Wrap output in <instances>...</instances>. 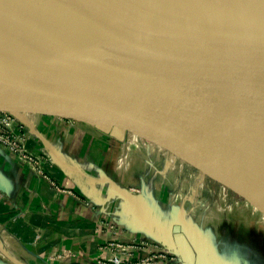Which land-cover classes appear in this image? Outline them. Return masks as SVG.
Segmentation results:
<instances>
[{
  "label": "crops",
  "instance_id": "0c3cea01",
  "mask_svg": "<svg viewBox=\"0 0 264 264\" xmlns=\"http://www.w3.org/2000/svg\"><path fill=\"white\" fill-rule=\"evenodd\" d=\"M48 94L71 110L84 104ZM116 106L139 108L130 100H118ZM160 118L148 123L141 116L129 118L120 125L126 133L86 121L31 118L33 127L25 124L27 128L15 134L28 154L42 159L48 180L0 144V237L12 256L1 245L7 255L0 254L11 264H105L104 258L116 252L104 254L101 246L116 242L138 246L135 256H154L153 264H183L172 241L173 220L178 216L205 264H264V229L253 217H237L230 236L211 246L205 236L213 215L209 200L195 201L202 210L201 237L193 234L178 202H169L165 162L156 148L167 153L170 180L175 181L188 163L198 175V197L206 183L226 187L224 194L230 190L244 199L264 225V207L246 196L232 163L223 168L226 155L210 136L190 119ZM178 140L183 146L175 147ZM148 143L155 148L143 146ZM58 254L63 257L57 258Z\"/></svg>",
  "mask_w": 264,
  "mask_h": 264
},
{
  "label": "water",
  "instance_id": "95a60500",
  "mask_svg": "<svg viewBox=\"0 0 264 264\" xmlns=\"http://www.w3.org/2000/svg\"><path fill=\"white\" fill-rule=\"evenodd\" d=\"M230 85L259 90L248 104H264V0H0V115L126 133L114 118L162 110L118 100ZM49 92L84 104L71 110ZM172 241L183 264H205L178 216Z\"/></svg>",
  "mask_w": 264,
  "mask_h": 264
},
{
  "label": "bare ground",
  "instance_id": "6f19581e",
  "mask_svg": "<svg viewBox=\"0 0 264 264\" xmlns=\"http://www.w3.org/2000/svg\"><path fill=\"white\" fill-rule=\"evenodd\" d=\"M208 80L201 81L210 83ZM261 97L260 91L251 86L230 85L207 95H152L130 101L139 106L138 109L162 110L158 114L137 115L142 117L144 123L161 119L162 115H173L197 124L217 142L264 197V104H248L250 100ZM133 117H116L114 120L121 125V122L128 123V119ZM178 144L182 145L180 140L175 147ZM182 150L185 153L184 147ZM0 245L8 250L1 237ZM3 250L0 251L5 254ZM8 253L12 256L9 250Z\"/></svg>",
  "mask_w": 264,
  "mask_h": 264
},
{
  "label": "rangeland",
  "instance_id": "374dc122",
  "mask_svg": "<svg viewBox=\"0 0 264 264\" xmlns=\"http://www.w3.org/2000/svg\"><path fill=\"white\" fill-rule=\"evenodd\" d=\"M25 124L28 125L27 120H22L21 122L18 121L15 125V130L19 131L21 129H26L27 127ZM14 136H16V134H14ZM212 141L217 145L219 149L222 150V148L217 144L214 139H212ZM143 146L150 149L155 148L150 143L143 144ZM156 150L159 153L160 159L162 158L163 162H165V183L167 184V190L169 191V202H172V205H174V201L178 202L181 212L183 214H186V221H188L193 234H195L197 237H201L200 224L202 217V210L200 204H195V201L197 199L201 201L209 200L212 205V220L210 223V227L208 228L205 234L206 237L211 239L210 242L212 244L209 243L211 246H213L214 242L220 240L221 237H223L224 235L228 236V231L232 228L233 225L237 223H235V221L237 220L236 218L243 214L253 217L257 222V225L261 226V228L264 229V225H260L258 223L260 222V216L254 211L255 209L253 208V210L250 206H245V200L240 198L237 194L230 191L229 189V192L224 194L223 189H227L226 187H223L222 189V187L219 185L206 183V185H204L203 191H201L202 196H200L202 198H199L200 196L198 197V185L196 181V177H198V175H193L195 173L188 169V163L182 165L181 171H179L177 175H175V181L170 180L169 172H171V165L167 164V153L163 148H156ZM225 160L226 162H223V168L225 169L229 162L232 163V166H235V171L239 173L240 182L244 184L243 186L244 188H246V196H248L251 200L258 202L261 206L264 207V197L258 192V190L253 185L249 184L247 176L237 168L234 162H232L227 155ZM174 164L177 168L178 163L174 162ZM211 168L213 169V171L216 170L213 163L211 164ZM218 168L220 169V172L223 170L222 166ZM227 179L228 181H230L229 178ZM231 182L234 184V180H232ZM235 182L238 183L237 181ZM0 260L5 262V264H11V262L5 259L1 254Z\"/></svg>",
  "mask_w": 264,
  "mask_h": 264
},
{
  "label": "built area",
  "instance_id": "2783aa9c",
  "mask_svg": "<svg viewBox=\"0 0 264 264\" xmlns=\"http://www.w3.org/2000/svg\"><path fill=\"white\" fill-rule=\"evenodd\" d=\"M25 119H27L28 125L32 128V119ZM18 121L19 119L16 117L0 115V144L6 147L21 162L28 163L39 177L48 180L47 175L43 172L44 162L42 159L35 158L28 154L24 148L23 142L14 136L16 131L15 125ZM56 189L57 188H55V190ZM113 250L116 254H113L110 259L104 258L105 264H153L155 260L154 256L137 258L135 253H137L140 248L136 245H122L116 242H108L101 246V252L104 254L112 252ZM61 257H63V254L57 255V258Z\"/></svg>",
  "mask_w": 264,
  "mask_h": 264
}]
</instances>
